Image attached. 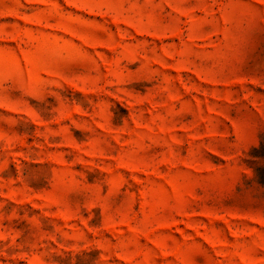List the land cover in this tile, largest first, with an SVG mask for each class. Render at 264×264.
<instances>
[{
	"label": "rangeland",
	"instance_id": "obj_1",
	"mask_svg": "<svg viewBox=\"0 0 264 264\" xmlns=\"http://www.w3.org/2000/svg\"><path fill=\"white\" fill-rule=\"evenodd\" d=\"M0 264H264V0H0Z\"/></svg>",
	"mask_w": 264,
	"mask_h": 264
}]
</instances>
